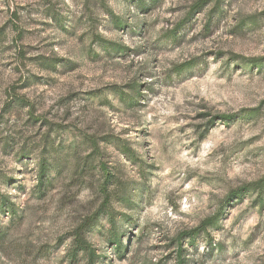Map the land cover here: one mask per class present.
<instances>
[{"label": "rangeland", "instance_id": "1", "mask_svg": "<svg viewBox=\"0 0 264 264\" xmlns=\"http://www.w3.org/2000/svg\"><path fill=\"white\" fill-rule=\"evenodd\" d=\"M203 1L0 0V264H264V0Z\"/></svg>", "mask_w": 264, "mask_h": 264}, {"label": "trees", "instance_id": "2", "mask_svg": "<svg viewBox=\"0 0 264 264\" xmlns=\"http://www.w3.org/2000/svg\"><path fill=\"white\" fill-rule=\"evenodd\" d=\"M207 0H204L202 3H204ZM200 5H195L192 9L193 11L197 8H199ZM192 67V63H188L186 65H183L181 67H179V69L176 71V73H181L184 70H187L189 68ZM231 119L230 116L227 117H222L221 120H226L227 122H229V120ZM47 163L45 161H42V163L40 164L39 167V172H38V189H45L47 187L48 184V169H47ZM245 192H248V187L246 189H241L239 190L237 193H235L233 196L235 197L234 199L239 198L240 196H242V194H244ZM251 192H254L256 194V198L259 202L262 201L263 197H264V178H262L260 181H258L257 183H255L252 187H251ZM10 205L8 203V201L6 200H2L1 201V207L5 208L6 206ZM215 223V218L214 219H207L204 220L200 223V225L198 227H196L195 229L189 231V232H185L182 233L181 235H179V238L181 239L182 237H190L191 240L194 241V239L200 234L203 233L207 227L213 225ZM93 226V224H86L83 227H80L78 229V231L80 230L79 233H77L78 235H82L84 231L89 230L91 227ZM75 237V249L76 252L77 251H81L84 255H86L87 260H88V264H93V259H94V254L93 251L90 249V247L84 242L82 241V238H77L76 235ZM114 250H119L120 248V243L119 240L114 239ZM182 264V263H180Z\"/></svg>", "mask_w": 264, "mask_h": 264}]
</instances>
